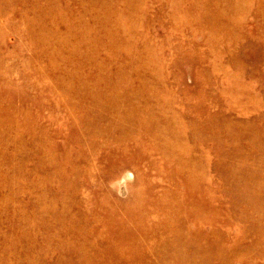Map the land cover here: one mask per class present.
I'll return each instance as SVG.
<instances>
[{
  "label": "rangeland",
  "instance_id": "374dc122",
  "mask_svg": "<svg viewBox=\"0 0 264 264\" xmlns=\"http://www.w3.org/2000/svg\"><path fill=\"white\" fill-rule=\"evenodd\" d=\"M0 264H264V0H0Z\"/></svg>",
  "mask_w": 264,
  "mask_h": 264
},
{
  "label": "bare ground",
  "instance_id": "6f19581e",
  "mask_svg": "<svg viewBox=\"0 0 264 264\" xmlns=\"http://www.w3.org/2000/svg\"><path fill=\"white\" fill-rule=\"evenodd\" d=\"M111 32H112V31H111ZM111 35H112V34H111ZM82 40H83V39H82ZM184 163H186V162H184ZM188 163H189V162H188ZM188 163H187V165H188ZM72 170H73V169H72ZM73 172H74V170H73ZM192 173H193V172H192ZM192 173H191V174H192ZM69 174H71V173H69ZM199 175H200V174H199ZM188 176H189V175H188ZM200 176H201V175H200ZM202 180H203V179H202ZM201 183H202V181H201ZM196 189H197V188H196ZM206 191H207V190H206ZM193 192H194V191H193ZM197 193H198V192H197ZM206 194H207V193H206ZM206 194H205V195H206ZM199 198H200V197H199ZM206 199H207V198H206ZM203 200H204V199H203ZM199 201H201V200H199ZM182 204H183V203H182ZM197 205H198V204H197ZM124 228H125V227H124ZM121 231H123V230H121ZM122 238H123V237H122ZM124 238H125V237H124ZM122 240H123V239H122ZM133 242L135 243V241H133ZM133 246H135V244L132 245L131 247H133ZM122 247H123V245H122ZM138 247H139V246H138ZM138 247H137V248H138ZM124 248H127V247L124 246ZM129 249H130V248H129ZM128 252H129V251H128ZM135 252H136V251H135ZM142 253H143V252H142ZM129 254H130V252H129ZM131 254H133V253L131 252ZM146 254H147V253H146ZM130 256H131V255H130ZM134 257H135V256H134ZM132 258H133V257H132ZM133 260H134V259H133Z\"/></svg>",
  "mask_w": 264,
  "mask_h": 264
}]
</instances>
